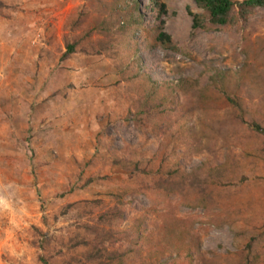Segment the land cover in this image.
I'll return each mask as SVG.
<instances>
[{
    "label": "rangeland",
    "instance_id": "rangeland-1",
    "mask_svg": "<svg viewBox=\"0 0 264 264\" xmlns=\"http://www.w3.org/2000/svg\"><path fill=\"white\" fill-rule=\"evenodd\" d=\"M136 1L147 30L127 36L129 45L136 42L129 51L94 33L81 41L83 52L62 61L64 36L73 34L63 29L66 19L84 14L82 36L102 4L0 0V264H87L91 244L80 245L90 242L85 225L111 226L117 236L104 242L105 254L129 252L125 264H181L156 258L151 248L152 241L163 246L172 228L200 240L194 263L239 264L249 244L250 257L264 264V142L250 129L254 118L264 123L258 118L264 115V11L235 28L202 31L191 27V14H201L193 0ZM160 21L170 45L148 35ZM98 42L100 54L92 50ZM133 63L150 77L146 84H165L167 117L189 107L194 112L168 127L164 113L149 110L138 128L137 92L145 84L129 76ZM216 72L226 74L232 92L259 116L242 124L222 101L202 112L206 104L195 97L211 89ZM172 82L190 86L173 90ZM219 122L228 124L217 136L208 126L220 128ZM133 160L150 177L130 175ZM204 163L215 167L212 184L202 175ZM168 166L182 176L174 178L175 193L159 194L157 170ZM114 207L121 219L103 225ZM256 252L261 256L254 258Z\"/></svg>",
    "mask_w": 264,
    "mask_h": 264
},
{
    "label": "trees",
    "instance_id": "trees-1",
    "mask_svg": "<svg viewBox=\"0 0 264 264\" xmlns=\"http://www.w3.org/2000/svg\"><path fill=\"white\" fill-rule=\"evenodd\" d=\"M98 4H102L100 6V11L96 15L97 17L93 18V21L95 23V26L91 30H87V32L77 37V31L80 29L79 26L83 24L84 20L82 19L83 13H80V15H76V17L69 16L66 19V23L63 26L64 30H68L72 32L73 34L70 36V39H66L64 41L65 50L63 60L65 61L66 58H68L69 55L75 53L76 51L83 52L84 50L80 48V44L82 40H89L94 33L98 35H103L104 37H107L108 41L111 43H116L115 40H118L119 42L116 43L117 49H123L125 51H129V48H131L133 45L136 44L135 41L131 42L129 45V40L127 36L135 29L137 30H147V24L143 23L142 15L138 11L137 6L138 3L136 0H113L112 2L106 4L104 0H95ZM152 4L155 5L156 0H151ZM196 7L201 10V14H191L192 17V30H202V31H211L213 28L221 27L225 29H231L237 27L239 24L244 25L248 21V19L255 14V12L260 9L264 11V0H193ZM161 9H164V5H159ZM161 10V11H162ZM143 24V25H142ZM163 22L160 21L157 26H151L149 28V34L151 35L152 39L155 42H159L162 45H170V38L167 34L163 32ZM80 34V33H79ZM118 38V39H117ZM245 44H247L246 48L249 49L250 45V38L249 35L244 36ZM138 43V42H137ZM98 47L92 46V50L95 53L100 54V51L104 45L103 42H98ZM131 46V47H130ZM111 47V46H109ZM108 47V48H109ZM263 51V50H262ZM85 53V52H84ZM132 70L131 75L132 78L134 77H140L144 84L141 87H138L139 92V103L135 106L136 113L134 115V122L137 125L138 128L144 126L145 121H141L140 116L144 114H148L149 110H153L154 115H159L164 113V118L162 120H165L168 123V127L173 126L175 122H179L180 120H184L187 115H190L194 112L192 107H189L187 112L185 113H178L175 114L173 117L170 115L167 117L165 115L168 110L166 106L164 105L165 102H167V98L161 97V94L163 93L165 84L162 82H148L146 84V80L148 79L145 76L142 75L140 72V67L135 65L133 63L132 66H130ZM225 73H219L216 72L213 74V76L210 77L211 80V89L210 86L208 88H205L201 90L196 95V99L198 102L202 100V104H206L203 106V113L206 115L209 113V110L211 107L217 103L218 101L226 102L230 110L235 113L234 119H237L240 123H245V117L258 115L260 111L249 112L243 101L238 97L237 94L232 92L230 88L232 86H235L234 84H230L227 81V76H225ZM243 74H239V79H241ZM131 79V77H129ZM145 78V79H144ZM127 79V77H126ZM128 80V79H127ZM183 82H178L176 85L170 83L169 87L173 90L181 91L183 89L188 88L190 85L183 87ZM166 88V87H165ZM231 90V91H230ZM240 89L237 88V91ZM171 95L167 94V96ZM210 97V100L208 101V97ZM213 102V105L210 103ZM199 105V104H198ZM194 109H196V106H194ZM259 116V115H258ZM260 120L264 121V115L258 117ZM254 122L251 123L250 129L253 131V133L259 135L263 142H264V124L263 122H257L256 118H254ZM228 121L231 122L233 120L228 118ZM236 121V120H234ZM228 124L225 123L224 125L219 122L220 128H213L212 126H208V128H211L215 131V134L218 136L220 134L222 128ZM204 133L202 132V135ZM142 162L133 160L130 163L129 169H131L130 175H134L136 172H138V175H142L145 177H150L151 171L144 170V167H141ZM214 166H210L209 163H204L203 168L201 169L203 171L202 175H205L206 180L205 182L213 183V180L210 179L211 175L214 173ZM143 169V170H141ZM158 171V174H162L161 179H163V185H160L158 188L159 194H162L163 191L167 192V195H171L177 191V184L174 178H176L179 174V169L177 167H164L160 168ZM180 175L179 177H181ZM122 191V190H120ZM156 196H160L157 193ZM100 202H95L93 205H97ZM120 203V202H118ZM91 203L88 202L87 205H90ZM121 213L117 207H114L110 214L112 216H108L110 219H103L102 222L103 225L105 223H108L109 221L113 220H120L121 219ZM108 215V214H107ZM99 216L98 218H100ZM97 225L94 227H89L87 225L84 226L86 234L89 236L90 242H81V246H83L85 249L88 248V245L91 244L90 251L86 252L85 255H83V258L88 261L87 264H125L126 260L128 259V253H121L118 251H110L105 254V248H104V242L107 240L115 239L117 236L111 226L110 229L108 228H98ZM93 235V236H92ZM166 241L164 242L163 246L159 247L158 249L156 244L152 241L151 248L154 252H158V254L155 253L156 258L159 259H165L169 260L174 258L175 260H178L181 264H210L206 263L204 260H199L198 263H194L193 256H192V250L194 248L198 249L200 240L197 238L196 235L192 234L191 232H188L185 229H177L172 228L170 232L167 233V236L164 237ZM76 238L72 237V241H76ZM254 241V240H253ZM252 241V242H253ZM88 243V244H87ZM90 243V244H89ZM146 244H149L148 240H145ZM74 245V244H72ZM93 246V247H92ZM247 253L244 257L240 258L239 264H261L260 260H258V256H261L259 254H255L254 258L256 259V262L252 259L253 257H250L249 250L250 245L247 246ZM251 258H249V257ZM77 262V261H74ZM151 264H166V261H163L160 263L152 262Z\"/></svg>",
    "mask_w": 264,
    "mask_h": 264
},
{
    "label": "crops",
    "instance_id": "crops-1",
    "mask_svg": "<svg viewBox=\"0 0 264 264\" xmlns=\"http://www.w3.org/2000/svg\"><path fill=\"white\" fill-rule=\"evenodd\" d=\"M12 45H10V47H11ZM12 48V47H11ZM0 49H2L1 47H0ZM15 71V70H14ZM15 73H16V71H15ZM17 75L19 76V74L17 73Z\"/></svg>",
    "mask_w": 264,
    "mask_h": 264
}]
</instances>
